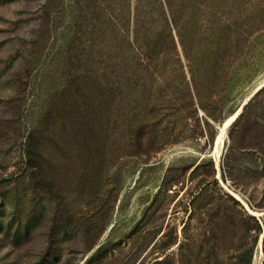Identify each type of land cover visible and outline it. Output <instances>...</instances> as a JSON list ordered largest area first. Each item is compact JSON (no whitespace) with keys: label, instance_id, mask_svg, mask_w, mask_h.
<instances>
[{"label":"rangeland","instance_id":"obj_1","mask_svg":"<svg viewBox=\"0 0 264 264\" xmlns=\"http://www.w3.org/2000/svg\"><path fill=\"white\" fill-rule=\"evenodd\" d=\"M262 85L264 0H0V264H264Z\"/></svg>","mask_w":264,"mask_h":264},{"label":"bare ground","instance_id":"obj_2","mask_svg":"<svg viewBox=\"0 0 264 264\" xmlns=\"http://www.w3.org/2000/svg\"><path fill=\"white\" fill-rule=\"evenodd\" d=\"M264 85L258 87L256 89V92L261 88L263 87ZM234 119V117H232L230 120H228L223 126L220 127V134H219V138H218V141H217V151L219 152L220 151V147L222 144H224V139H225V136L227 134V129H228V126L230 124V122ZM219 164V163H218ZM244 202V201H243ZM245 203V202H244ZM245 205L248 207V205L245 203ZM250 210V209H249ZM251 211V210H250ZM252 213H254L253 211H251ZM262 243V241H261Z\"/></svg>","mask_w":264,"mask_h":264},{"label":"water","instance_id":"obj_3","mask_svg":"<svg viewBox=\"0 0 264 264\" xmlns=\"http://www.w3.org/2000/svg\"><path fill=\"white\" fill-rule=\"evenodd\" d=\"M261 88H262V87H261ZM261 88H260V89H261ZM260 89H259V90H260ZM259 90H258V91H259ZM258 91H257V92H258ZM257 92H256V93H257ZM247 103H248V102H245V103H244L243 107L241 108V111H240L239 114L236 116V118L240 115V113L242 112V109L244 108L245 105H247Z\"/></svg>","mask_w":264,"mask_h":264},{"label":"trees","instance_id":"obj_4","mask_svg":"<svg viewBox=\"0 0 264 264\" xmlns=\"http://www.w3.org/2000/svg\"><path fill=\"white\" fill-rule=\"evenodd\" d=\"M259 92H260V90H259L256 94H258ZM256 94H255V95H256ZM247 105H248V104H247ZM247 105H246V106H247Z\"/></svg>","mask_w":264,"mask_h":264}]
</instances>
